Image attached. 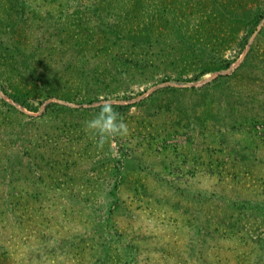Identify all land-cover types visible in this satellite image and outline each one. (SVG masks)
<instances>
[{
	"label": "rangeland",
	"instance_id": "rangeland-1",
	"mask_svg": "<svg viewBox=\"0 0 264 264\" xmlns=\"http://www.w3.org/2000/svg\"><path fill=\"white\" fill-rule=\"evenodd\" d=\"M0 252L264 264V0H0Z\"/></svg>",
	"mask_w": 264,
	"mask_h": 264
},
{
	"label": "clouds",
	"instance_id": "clouds-1",
	"mask_svg": "<svg viewBox=\"0 0 264 264\" xmlns=\"http://www.w3.org/2000/svg\"><path fill=\"white\" fill-rule=\"evenodd\" d=\"M97 103L100 110L92 119L85 121V130L96 138L97 147L102 149L111 138L127 136L129 126L106 98L99 99Z\"/></svg>",
	"mask_w": 264,
	"mask_h": 264
},
{
	"label": "trees",
	"instance_id": "trees-1",
	"mask_svg": "<svg viewBox=\"0 0 264 264\" xmlns=\"http://www.w3.org/2000/svg\"><path fill=\"white\" fill-rule=\"evenodd\" d=\"M14 100H16L17 102L23 103V100H21L19 97L15 96V95H10ZM1 253V252H0Z\"/></svg>",
	"mask_w": 264,
	"mask_h": 264
}]
</instances>
